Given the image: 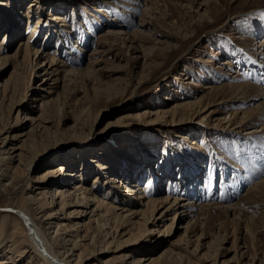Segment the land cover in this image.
<instances>
[{
    "label": "rangeland",
    "instance_id": "obj_1",
    "mask_svg": "<svg viewBox=\"0 0 264 264\" xmlns=\"http://www.w3.org/2000/svg\"><path fill=\"white\" fill-rule=\"evenodd\" d=\"M1 1L6 7L0 6V45L7 54L33 33L31 46L67 67L55 88L57 103L46 114L55 135L43 133L39 146L58 139L43 148L51 151L35 161L29 178L57 163L87 160L90 186L96 154L119 147L128 157L113 159L122 176L104 169L98 194L132 199L119 186L123 182L155 192L151 197L193 202V214L185 216L177 208L164 218L161 229L179 212L170 235L154 230L136 242L124 243L128 235H119L118 242L90 244L83 253L91 255L87 264H130L133 256L156 257L165 250L173 252L170 264H264V112L257 108L264 98L242 102L236 86L250 82L264 91V0ZM11 10L17 14L6 16ZM51 15L63 19L50 21ZM39 17L42 24L33 31ZM19 60L12 57L0 69V85L19 86L0 99V126L11 121L19 101V119L33 108L34 95L23 89L32 72L18 66ZM16 65L18 71L6 80ZM87 68L90 73L82 75ZM42 78L32 76L29 84L38 86ZM189 103L174 114L157 112ZM29 113L36 117L39 112ZM256 166L260 169L251 174L249 168ZM1 184L3 206L14 198L3 196ZM23 184L17 195L32 196L33 182ZM86 208L71 206L57 216L62 224L87 223L91 213ZM79 209L88 213L82 219L74 216ZM196 221L197 233H205L199 240L193 233L185 236ZM87 225L85 231L94 229L92 220ZM196 241L200 246L192 250Z\"/></svg>",
    "mask_w": 264,
    "mask_h": 264
},
{
    "label": "bare ground",
    "instance_id": "obj_2",
    "mask_svg": "<svg viewBox=\"0 0 264 264\" xmlns=\"http://www.w3.org/2000/svg\"><path fill=\"white\" fill-rule=\"evenodd\" d=\"M30 5L35 4L31 2ZM0 6L3 8L4 6L6 7V4L0 0ZM11 11L10 13L5 12L6 16L11 15L17 10ZM60 18L61 16L59 17V15L57 17L51 15L49 20L55 21ZM41 24V17H39L35 21L33 31L37 30V26ZM33 37L34 34L29 33L26 42H20L14 54H7V48L5 49L0 45V69L6 67L12 57L20 56L18 66H26V69L28 68L32 72L30 78H28V82L26 81V85L23 84V89L27 95L29 91H31V95H34L30 99L33 103V108H30L28 113L39 112L36 117L30 116V113H25L23 119H19V113L22 109L20 105L21 101H19L14 105L13 111L16 110V113L11 118V121H7L0 126V177L2 180H5L2 184L0 183L1 190L3 196L13 195L14 198L10 202H7V204L0 206V264H87L91 255L89 253L87 256H83V253L85 250L87 251V247L90 244L98 245L99 243H103L105 245L111 244L114 240L118 242L120 239H117V236L119 235H121V239L124 235H128L126 239L122 240L124 243L127 241L136 242L141 240L142 236H145L147 232L151 233L154 230H158V233L162 232L163 234L170 235L179 212L176 211L173 214L172 223L169 226L161 229L165 220L164 218L173 210H177V208H182V212H185L183 215L185 216L193 214V202L183 201L180 204L179 200H176L177 198H173L171 201V197L169 198V196L162 198L151 197L150 195H153L155 192H144L141 187L138 190L133 188L132 190L127 185L123 186V182L116 180V176L113 177L112 181L117 184L119 182L120 187H125L126 194L132 195V199H128L123 195H120L121 197L118 195L115 198V194L107 197V194L101 195L97 193L96 183L101 178V173L105 171L104 169H108L109 172L117 171L122 176L123 171L121 172L119 167L113 165V159L128 157L123 155L127 154V152H123L119 147L104 150L98 153L99 156L96 154L95 159L92 161L95 164L94 169L96 170H94V173L96 175L92 178L93 183L90 186L86 183L88 176L84 172V168L88 165L87 160H80L79 163L77 162L74 165L71 163H57L54 166L47 167L40 176L34 179L32 177V179L29 178V172L35 161L51 151L44 150L43 148L58 139L56 137L51 141H44V144L41 147L39 146L43 133H46L48 136L49 134L55 135L54 131L48 130L49 126L46 124L50 122V119L47 118L46 114L57 103L59 93L58 91L56 92L55 88L61 79V74L67 72L64 62H60L55 56L43 53L40 49L31 46L35 43ZM32 39L33 43H31ZM92 65H94V62ZM18 66H14L6 80L13 78V75L19 69ZM89 69L81 71V74H89ZM72 72L68 71V75ZM32 76L34 78L43 77L38 86L31 87L29 84ZM50 80L51 82H49ZM236 86L240 94L238 100L242 99V102L264 98L263 89L256 84L245 82L240 85L236 84ZM18 88V83L5 81L4 85H0V99L11 96ZM37 101L39 103L35 105ZM189 106L190 103L182 104L174 106V109L170 112L163 109L157 112L163 115L168 113L174 114L177 112V108L187 109ZM257 108L263 114L264 101L259 103ZM241 118L245 119L244 114ZM13 128H19V131L11 135L10 133ZM262 131L264 132V130ZM3 134L5 135L3 136ZM57 145L58 143L55 144V146ZM41 149L44 151H41ZM103 155H106L109 161H102L101 157ZM128 160H131L134 164L138 163L136 165H142L135 158L131 157ZM263 164L264 158L260 162V167ZM78 165L79 168L77 167ZM71 167L72 169L68 170ZM260 167H250L249 170L252 174L258 171ZM63 176H66L70 180L65 181V179L61 178ZM26 180L33 182L35 186L34 194L32 196L17 195L23 189V183ZM49 186H52L50 190L48 189ZM135 186L132 185V187ZM71 206L90 208L89 213L91 214H89L88 222L75 219L71 225L62 224L63 218H58L57 214L63 213L66 208ZM204 206L208 208L211 205L206 204ZM86 213V210L79 209L74 216L76 218H80L79 216H81L82 219V215ZM70 216L68 215V218ZM91 220L93 225H95L94 229L92 231L86 229L85 231L84 228H89L87 224ZM149 224L155 227V229L148 228ZM197 228H199V225L196 221L189 230H186L185 236L193 233V236H196V240L202 239L205 233H203L202 229L199 232L200 234H198L197 230L199 229ZM81 233L83 234L81 235ZM106 236L110 238V241L108 239L105 240ZM185 240L187 243L192 241L189 237ZM197 244L198 242L196 241V245L192 250L200 246H197ZM27 247L30 249L27 250ZM28 253L29 256L27 255ZM172 253L171 250H165L156 257L133 256L130 264H170L172 262L170 259Z\"/></svg>",
    "mask_w": 264,
    "mask_h": 264
},
{
    "label": "snow or ice",
    "instance_id": "obj_3",
    "mask_svg": "<svg viewBox=\"0 0 264 264\" xmlns=\"http://www.w3.org/2000/svg\"><path fill=\"white\" fill-rule=\"evenodd\" d=\"M262 15H264V13H262Z\"/></svg>",
    "mask_w": 264,
    "mask_h": 264
}]
</instances>
